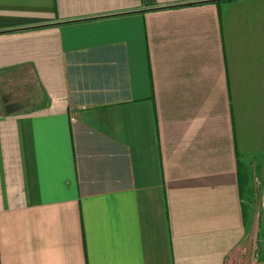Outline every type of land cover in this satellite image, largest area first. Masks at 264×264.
Listing matches in <instances>:
<instances>
[{"label": "crops", "instance_id": "obj_1", "mask_svg": "<svg viewBox=\"0 0 264 264\" xmlns=\"http://www.w3.org/2000/svg\"><path fill=\"white\" fill-rule=\"evenodd\" d=\"M262 189L264 0H0V264L249 261Z\"/></svg>", "mask_w": 264, "mask_h": 264}, {"label": "rangeland", "instance_id": "obj_2", "mask_svg": "<svg viewBox=\"0 0 264 264\" xmlns=\"http://www.w3.org/2000/svg\"><path fill=\"white\" fill-rule=\"evenodd\" d=\"M261 184H258L260 187ZM260 190V189H259ZM264 190V189H262ZM244 191H247L244 189ZM260 193V192H259ZM244 194H246L244 192ZM247 198V197H246ZM263 193L260 197V204L255 211L256 220L254 225V237L251 245V257H254L259 263H264V209H263Z\"/></svg>", "mask_w": 264, "mask_h": 264}, {"label": "built area", "instance_id": "obj_3", "mask_svg": "<svg viewBox=\"0 0 264 264\" xmlns=\"http://www.w3.org/2000/svg\"><path fill=\"white\" fill-rule=\"evenodd\" d=\"M263 209H264V201H263ZM228 264H264V263H259L256 259H254V257H252L251 259H249V261L247 260L237 261L230 259Z\"/></svg>", "mask_w": 264, "mask_h": 264}, {"label": "trees", "instance_id": "obj_4", "mask_svg": "<svg viewBox=\"0 0 264 264\" xmlns=\"http://www.w3.org/2000/svg\"><path fill=\"white\" fill-rule=\"evenodd\" d=\"M239 169H240V171H242L240 174H241V181L243 182H245L246 181V173L243 171V167L240 165L239 166Z\"/></svg>", "mask_w": 264, "mask_h": 264}]
</instances>
